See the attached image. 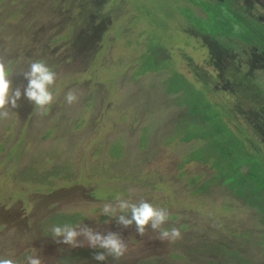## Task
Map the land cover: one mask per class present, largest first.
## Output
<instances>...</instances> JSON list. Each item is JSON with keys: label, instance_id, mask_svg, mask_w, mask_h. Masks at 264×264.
<instances>
[{"label": "rangeland", "instance_id": "obj_1", "mask_svg": "<svg viewBox=\"0 0 264 264\" xmlns=\"http://www.w3.org/2000/svg\"><path fill=\"white\" fill-rule=\"evenodd\" d=\"M231 15L226 0H0V62L13 68V87L27 84L19 71L33 60L57 73L46 113L22 99L0 119V254L37 252L42 264H264L258 212L215 179L234 178L239 162L220 158L211 137L181 140L215 134L220 120L191 116L183 92H166L174 72L173 84L221 112L264 165V62L222 56L227 45L194 33L247 47L256 35ZM153 54L158 71L148 70ZM117 193L167 208L181 238L162 242L102 216ZM80 223L119 233L125 256L98 262L103 250L86 240L74 248L52 237L54 225Z\"/></svg>", "mask_w": 264, "mask_h": 264}, {"label": "clouds", "instance_id": "obj_2", "mask_svg": "<svg viewBox=\"0 0 264 264\" xmlns=\"http://www.w3.org/2000/svg\"><path fill=\"white\" fill-rule=\"evenodd\" d=\"M14 70L7 63L0 62V119H6L11 115L10 109L19 107L18 102L26 99L34 105V110L48 111L49 106L56 102L55 85L57 81L56 71L43 59L33 60L26 71L20 70L27 81L26 85L13 87L10 78ZM76 93L72 90L64 94V101L68 104L76 102ZM102 216L114 218L118 225L125 228L135 224L136 231L143 236L146 228L158 232L162 242H175L181 238V230L170 223V213L167 208L154 206L152 203L141 200L132 202L123 194L117 193L114 198L103 204ZM52 237L58 243L72 247L82 246L83 241L92 249H101L94 255V260L105 262L108 257L118 260L128 251L121 235L109 231L106 234L80 224L54 225L51 228ZM83 238V239H81ZM19 258L16 251L10 250L6 254H0V264H18ZM19 264H42V259L37 252L24 255Z\"/></svg>", "mask_w": 264, "mask_h": 264}, {"label": "trees", "instance_id": "obj_3", "mask_svg": "<svg viewBox=\"0 0 264 264\" xmlns=\"http://www.w3.org/2000/svg\"><path fill=\"white\" fill-rule=\"evenodd\" d=\"M199 29L202 31L200 26ZM262 35L263 36L259 38L260 41H264V34ZM158 60V56L153 54L149 58L150 66L148 70L158 71ZM174 77L175 75L173 72V74H171V76L169 75L166 79V92L170 94H179L183 92L185 97L183 95V100L180 102V105L186 106L188 114L191 116H200L203 121L220 120V125L214 126V131L216 130L215 134H207L199 130L195 135H185V137H181V140L190 142L192 140L205 139L206 141L211 137L214 147L220 152V158L226 159L229 161V164H232L236 160L239 162L236 163L237 167L234 178H232L231 173H224V175L222 174L221 177L215 179L223 178L224 183L228 184V188L235 197L241 199L248 206L255 208L259 214L260 223L264 225V165L254 153L250 152L249 144L239 137L224 120L222 121L223 114L221 112L213 111L210 113V111L205 108V105L200 106L198 103L191 102L189 99V89L184 86V83L181 85L173 84ZM180 79H182L183 82L185 80L183 77ZM185 101L187 102L185 103ZM208 113L210 114L207 115ZM215 137H218L217 140H215Z\"/></svg>", "mask_w": 264, "mask_h": 264}, {"label": "flooded vegetation", "instance_id": "obj_4", "mask_svg": "<svg viewBox=\"0 0 264 264\" xmlns=\"http://www.w3.org/2000/svg\"><path fill=\"white\" fill-rule=\"evenodd\" d=\"M211 3H220L225 0H208V2ZM228 5V10L231 12V16H235L239 19V22H236L235 24H238V26L245 27V33L249 32L252 35H256V37H253V43L248 44L247 47H242L236 38H229L224 36H217V35H208L204 34L206 32H201L199 28H195L196 30L194 33H197V35L204 36L209 43H219V44H225L227 45L228 49L226 48L225 52L222 49L218 50V54L220 55H226V53L233 54L235 52H245L248 55V58L251 59V61L254 63V66L256 67L255 62H264V41H260L259 38L263 36L264 34V1L263 0H251V4L249 3H242L239 2V0H226ZM199 14L201 11H199ZM217 37V38H215ZM238 48V49H237ZM237 49V50H236ZM236 54V53H235ZM253 80L256 81L257 85L260 87L262 84L260 80V76H253ZM84 196V194H83Z\"/></svg>", "mask_w": 264, "mask_h": 264}, {"label": "bare ground", "instance_id": "obj_5", "mask_svg": "<svg viewBox=\"0 0 264 264\" xmlns=\"http://www.w3.org/2000/svg\"><path fill=\"white\" fill-rule=\"evenodd\" d=\"M64 76V75H63Z\"/></svg>", "mask_w": 264, "mask_h": 264}]
</instances>
